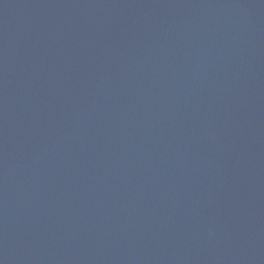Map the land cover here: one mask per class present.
<instances>
[{"label":"water","instance_id":"water-1","mask_svg":"<svg viewBox=\"0 0 264 264\" xmlns=\"http://www.w3.org/2000/svg\"><path fill=\"white\" fill-rule=\"evenodd\" d=\"M0 264H264V0H0Z\"/></svg>","mask_w":264,"mask_h":264}]
</instances>
